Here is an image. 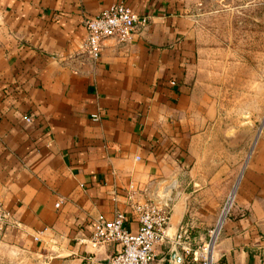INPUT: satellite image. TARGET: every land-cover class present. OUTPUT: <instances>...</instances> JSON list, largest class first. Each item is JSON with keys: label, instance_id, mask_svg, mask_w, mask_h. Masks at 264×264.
Segmentation results:
<instances>
[{"label": "crops", "instance_id": "obj_1", "mask_svg": "<svg viewBox=\"0 0 264 264\" xmlns=\"http://www.w3.org/2000/svg\"><path fill=\"white\" fill-rule=\"evenodd\" d=\"M118 1L149 22L93 58L85 20ZM220 1L0 0V199L13 214L0 245L20 264H107L119 244L90 238L117 211L138 231L131 181L138 200L171 204L157 264H200L233 191L217 264H264V135L245 161L243 121H228L216 64L201 62L218 53L201 42Z\"/></svg>", "mask_w": 264, "mask_h": 264}, {"label": "rangeland", "instance_id": "obj_2", "mask_svg": "<svg viewBox=\"0 0 264 264\" xmlns=\"http://www.w3.org/2000/svg\"><path fill=\"white\" fill-rule=\"evenodd\" d=\"M220 2L218 10L215 4L211 6L214 13L206 17L201 42L204 48L217 49L218 53H205L201 62L210 60L216 64L215 71L218 78L223 80L226 91L228 121L233 126L236 123L239 126L243 121L242 154L247 161L255 143L264 135V0H256L254 4L251 0ZM200 72L202 74L203 71ZM233 195L234 191L224 211L229 202H233ZM227 212L213 227L214 240ZM209 234L207 241L212 232ZM6 249L0 245V264H20V257Z\"/></svg>", "mask_w": 264, "mask_h": 264}, {"label": "built area", "instance_id": "obj_3", "mask_svg": "<svg viewBox=\"0 0 264 264\" xmlns=\"http://www.w3.org/2000/svg\"><path fill=\"white\" fill-rule=\"evenodd\" d=\"M149 22V16L140 15L124 1L110 4L105 9L85 20L86 35L82 41V49L93 58L100 56L104 40L109 36H116L120 40L130 38L141 25ZM175 83V80H173ZM95 119L100 118L94 113ZM31 119V118H29ZM138 187L130 182L126 190V198L131 206L134 217L138 220L137 232L127 227V215L117 211L111 219L99 215L90 241L93 246L103 242H116L119 249L108 258L107 264H157L156 245L166 241L171 218V204H159L153 200H138ZM13 220L12 212L0 199V230ZM216 229V228H215ZM213 231L209 241L202 244L200 249V264H217L213 252L215 241ZM189 237V225L186 223L174 236L175 243H182ZM186 252L192 248L184 245Z\"/></svg>", "mask_w": 264, "mask_h": 264}, {"label": "bare ground", "instance_id": "obj_4", "mask_svg": "<svg viewBox=\"0 0 264 264\" xmlns=\"http://www.w3.org/2000/svg\"><path fill=\"white\" fill-rule=\"evenodd\" d=\"M229 207H230V202H229V205H228L227 209L225 210V212H227V210L229 209ZM225 212H224V213H225ZM216 232H217V231H216Z\"/></svg>", "mask_w": 264, "mask_h": 264}]
</instances>
